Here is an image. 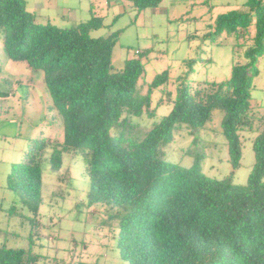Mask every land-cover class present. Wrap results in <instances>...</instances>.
<instances>
[{
    "label": "trees",
    "instance_id": "obj_1",
    "mask_svg": "<svg viewBox=\"0 0 264 264\" xmlns=\"http://www.w3.org/2000/svg\"><path fill=\"white\" fill-rule=\"evenodd\" d=\"M129 1L140 12L161 3ZM103 26L101 16H92L59 27L39 20L26 0H0L5 52L12 61L43 72L48 109L57 115V121L45 116L43 122L49 129L60 125L57 137L30 139L8 175L9 190L39 217L45 168L59 172L65 154L71 161L81 155L90 183L87 206L104 207V223L128 264H264V114L253 103L264 55V0H247L241 9L218 15L203 36L188 35L189 44L234 35L231 74L223 81L196 83L166 69L141 83L150 51H138L116 68L113 51L120 31L92 34ZM203 60L199 54L183 63L193 71ZM156 91L160 100L154 106ZM163 95L171 106L168 114L148 128L134 122L144 115L154 118ZM8 96L0 89L2 99ZM217 109L223 111L221 126L233 170L241 165L243 133H256L255 163L245 185L236 184L232 175L206 176L199 155L190 167L166 158L165 147L177 133L185 127L190 135L199 134ZM10 213L25 215L15 205ZM54 261L92 264L74 258ZM38 262L32 249L0 246V264Z\"/></svg>",
    "mask_w": 264,
    "mask_h": 264
},
{
    "label": "rangeland",
    "instance_id": "obj_2",
    "mask_svg": "<svg viewBox=\"0 0 264 264\" xmlns=\"http://www.w3.org/2000/svg\"><path fill=\"white\" fill-rule=\"evenodd\" d=\"M26 1L28 9L34 11L39 20L51 21L59 27L76 26L92 16H101L104 26L93 31L94 36L120 31L113 51L116 68H121L126 58L137 55L138 51L149 50L141 83L152 81L157 73L166 69L173 76L181 74L197 83L230 77L235 37L222 33L213 42L203 44L197 38L189 44L188 35L203 36L210 32L207 25L218 15L241 9L247 0H161L159 7L141 12L129 0ZM199 54L205 62L201 61L190 71L183 61ZM255 86L253 103L259 114H264V55L259 59ZM0 89L9 92L8 100L0 97V246L32 249L39 257L38 264H56L54 259L69 262L73 258L92 264H128L121 257L113 230L104 223V207L101 204L87 206L90 183L81 155L71 161L65 154L64 166L59 172L45 168L39 217L18 203L7 184L13 165L22 160L31 138L59 135L60 125L57 122L56 127L49 129L43 122L45 116V120L57 121L56 113L48 109L43 72H33L25 62L9 59L1 37ZM153 98L156 106L160 92L156 91ZM165 101L163 95L154 118L144 115L134 122L143 128L150 127L154 120L170 112L171 106ZM15 110L17 120L10 118ZM222 118L223 111L215 110L212 119L195 136L184 127L165 147L166 158L190 167L199 155L206 176L222 179L232 175L236 184L245 185L255 163L256 133H243L241 165L233 170ZM35 124H39L36 131ZM14 205L25 215L10 213ZM28 217L33 218L35 226Z\"/></svg>",
    "mask_w": 264,
    "mask_h": 264
},
{
    "label": "crops",
    "instance_id": "obj_3",
    "mask_svg": "<svg viewBox=\"0 0 264 264\" xmlns=\"http://www.w3.org/2000/svg\"><path fill=\"white\" fill-rule=\"evenodd\" d=\"M14 113H15V111H12V112H11V116H10V118L15 120L16 117H15V114H14ZM12 114H13L14 117H12Z\"/></svg>",
    "mask_w": 264,
    "mask_h": 264
}]
</instances>
